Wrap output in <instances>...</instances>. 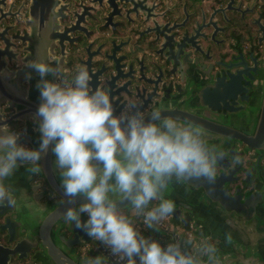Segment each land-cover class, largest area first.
<instances>
[{
	"label": "water",
	"instance_id": "obj_1",
	"mask_svg": "<svg viewBox=\"0 0 264 264\" xmlns=\"http://www.w3.org/2000/svg\"><path fill=\"white\" fill-rule=\"evenodd\" d=\"M222 1L225 0H216V4L222 5ZM231 2L232 0L228 1V8L231 7ZM60 5L59 0H33L30 9L32 19L28 21L32 32L15 37L16 41L27 45L25 51L28 54L24 59L25 66L16 73V98L10 99L8 103V110L14 111V114L8 121H3L0 115V134H3L5 125L14 121L23 126L21 131L24 134L20 138L23 143L31 144L33 149L40 146L41 134L38 128L41 118L36 114L41 103L37 87L41 77L36 70L28 66L29 61L39 59L54 67L58 65L62 69L63 77L66 71H70L67 77L69 80L79 67H85L91 76V88L103 89L108 93L116 115L125 111L129 100H134L146 116L154 108H159L165 117H174L182 123L191 122L202 127L210 146L215 145L210 137L220 139L223 146H215L224 156L217 163L214 184L203 178L188 179L184 183L193 192L207 198L216 207L219 206L230 220L240 218L247 210L253 215L258 214L264 205V194L259 184L264 181V175L257 177L259 182L256 184H247L252 172L256 170L260 173L263 169L261 161L264 158V91L257 128L251 136L197 114L204 110L225 115L246 110L244 104L250 103V89L253 88V81L258 75L257 63L253 68L245 66L243 70L234 72L235 67H240V64L236 63L240 58L228 65L221 64L222 70L218 72H215L213 66L206 65V56H209L210 52L205 53L202 43L208 41L206 30L209 29L213 30V41L216 35V23L213 21L220 10H214L209 18L206 12L201 15L185 13V18L180 20L173 19L170 10L159 12L160 8L148 0H79V6L72 14L73 22L66 32L60 33L59 18L65 9ZM13 8L14 6H10V11L5 12L4 0H0V22L16 18V14L10 16ZM88 19L93 25L99 26L98 33L104 36L100 41L90 39L86 26ZM69 33L85 36L87 34V42H82L83 47L79 52L85 57L79 60L76 67H71L65 62V43L74 45L68 36ZM134 37L136 41L132 40ZM58 48L60 53L57 52ZM51 58L54 60L51 61ZM2 67L4 62L0 59V70ZM44 78L58 82L57 78L50 74ZM174 80H180L183 85L178 86L180 92L175 100L187 97L191 112L179 107L161 108L164 104L163 96L166 95L163 93L170 91ZM3 93L0 83V106L7 103V100L2 99ZM231 141L246 144V150L240 153L237 152V146H227ZM51 148L49 145L47 153L42 154L39 161L42 169L40 174L23 172L24 167L27 169L25 165L4 181L14 203L6 201L0 204V221L3 222L0 231L8 238V246L0 244V264H10L14 259L17 264H83L85 261L81 256L84 253L80 254L78 249H86L94 242L86 232L63 218L70 205L65 203L60 187L61 177L55 167L56 157ZM251 150L260 156H251L248 153ZM236 156L241 158V163H234ZM18 170H21V173ZM241 175L248 178L240 190ZM37 176L45 181L46 192L36 194L39 189L32 186V183ZM14 177L19 185L24 183L29 194L24 197L27 200L25 204L35 210L29 213L26 220L21 217L19 203H24V198H21L23 195L20 194L19 185L17 187L12 184ZM235 190L238 192L234 194ZM46 196L47 201L42 203ZM82 202L83 199H78L77 206ZM175 204L171 215L176 230L165 231L160 241L164 246L177 241L183 245L186 238L181 236L180 228L189 226L184 221L194 220L190 215L191 209L179 202ZM117 207L125 211L131 205L126 199H117ZM182 217L185 220H182ZM82 219L86 220L87 217L82 216ZM196 228H200L199 223L195 225ZM197 236V242L185 246L184 251L195 252L200 264H264V261L258 258L240 256V247L236 244H231L229 249H226L221 242L215 240L213 243L218 248L217 261H210L208 257L200 256L197 248L199 242L208 240L204 228L198 230ZM104 254L109 257L111 264H118L117 258L113 257L108 249H105Z\"/></svg>",
	"mask_w": 264,
	"mask_h": 264
},
{
	"label": "clouds",
	"instance_id": "obj_2",
	"mask_svg": "<svg viewBox=\"0 0 264 264\" xmlns=\"http://www.w3.org/2000/svg\"><path fill=\"white\" fill-rule=\"evenodd\" d=\"M28 66L41 77L36 114L41 118V142L31 149L18 143L19 134L2 130L0 204L14 203L4 181L21 163L31 174H40L39 161L51 145L65 203L70 205L64 220L100 242L118 264H200L195 252L184 251L192 244L191 234L183 245L177 241L164 246L142 235L132 217H143L144 225L153 230L169 217L176 206L164 193L173 178H203L214 184L224 153L207 143L202 127L165 117L159 108L146 116L134 100L116 115L108 93L91 88L85 67L69 80L58 65L34 59ZM49 74L59 82L45 79ZM241 162L239 156L234 158V163ZM113 197L128 200L131 214L121 211ZM78 199L84 202L77 206ZM153 201L157 203L149 207ZM226 239L232 242L230 233ZM197 248L200 256L217 261L218 248L210 240L199 242ZM86 264H105V258L88 257Z\"/></svg>",
	"mask_w": 264,
	"mask_h": 264
},
{
	"label": "flooded vegetation",
	"instance_id": "obj_3",
	"mask_svg": "<svg viewBox=\"0 0 264 264\" xmlns=\"http://www.w3.org/2000/svg\"><path fill=\"white\" fill-rule=\"evenodd\" d=\"M61 2L60 6H63L62 17L59 18V23L61 26L60 33L66 32L70 24L73 22V12H75L79 6V0H59ZM154 3L160 8L159 12L162 11H171V17L173 19L183 20L185 13L192 15L196 13L201 15L206 12L208 18L213 13L214 10H220L214 18L215 32L216 35L211 41V36L213 30H206V36H208V41H203L204 51L210 52L209 56H206V65L208 67H214L215 72L222 70L221 64H231L234 63L236 58H240L237 64H240V67L237 66L233 69L234 72L238 70H243L245 66L253 68L255 63L258 67V75H256V80L253 81V88L250 89L252 96L250 98L249 104H244L246 110H242L234 114H224V113H215L208 110L199 111L197 114L219 124L226 125L228 127L240 130V132L247 134L249 136L253 135L258 124L261 107H262V96L264 91V0H232L231 7L228 8V1H222V5L216 4V0H148ZM6 5V11L9 12L10 6H14L11 14H16V18L2 20L0 22V59L4 62V67L1 68L0 83L2 84L4 93L2 94V99L7 100V105L0 106V115L3 121H8L9 118L14 114V111L8 110V103L10 99L16 98L17 86L15 83L16 73L25 66L24 59L27 56L28 52L25 51L27 45H24L21 41H16V36H23L26 34H31L32 28L28 26V21L32 19L30 15V9L33 3V0H4ZM58 7L57 11L59 10ZM195 14V15H196ZM88 28V34L90 39L96 40L104 36L99 35V26L93 25L89 19L86 24ZM69 38L72 39L74 45L65 43V53H66V63L71 67H76L79 60H83L85 57L81 52L83 47L82 42L86 43V36L80 33H69ZM133 41L137 39L132 38ZM80 41V42H79ZM57 52L60 53V48L57 49ZM60 57V54L58 55ZM211 57V60H209ZM54 59L51 58V61ZM6 62V63H5ZM65 77L67 78L70 74V71L65 72ZM12 74L10 77L9 75ZM59 82V81H58ZM14 84V85H13ZM170 87V91L164 92L166 94L163 96L164 104L161 105V108L173 109L179 107L186 111H192L190 108V101H187V97H182L179 100H175L179 96L180 89L178 86H183L180 83V80H174ZM25 87L28 89V85L25 84ZM23 128L22 125L14 121H10L5 125V129L11 131L13 134H19L18 143L33 149L31 144H25L20 139L23 136L21 131ZM211 140H214V144L217 146H223L220 144L221 140L218 138L210 137ZM227 146H237V152H244L247 146L242 142L238 143L236 141H231ZM251 156L259 157L255 151L248 152ZM263 169L260 173L256 170L250 174V180H248L247 185H254L259 180H256L258 176L264 175V158L261 161ZM25 164L21 163L20 167H24ZM21 173V170H18ZM27 169L24 167L23 172H26ZM28 178V176H27ZM240 190L244 187V183L247 180L246 175H241ZM12 184L18 183L15 181V177ZM11 180V181H12ZM20 183L19 190L21 191V198L26 197L28 190ZM261 192L264 194V181L259 183ZM32 186L37 187L36 194L46 192L47 188L45 181L42 179L34 178ZM25 188V190H24ZM182 188V192L179 190ZM179 192H176V190ZM238 191H234V194ZM44 194V193H43ZM166 199L172 200L174 203H182L184 207L191 209L190 215L194 219L193 222H187L189 226H181L180 231L182 237L186 238L188 234H191L193 237V242H197L198 230L204 228L207 239L210 242L219 241L224 248L229 249L231 244H236L240 247V256L244 257H254L259 260L264 261V205L258 212L254 214L247 210L244 215L236 220H230L227 218V214L223 213L219 206L216 207L215 204L211 203L207 198H203L201 195L193 192L184 182H177L175 178L170 181L167 190L164 193ZM47 196L41 201L45 203L47 201ZM118 199V198H114ZM24 203L20 202L19 209L21 217L26 220L29 218V213L34 212L32 208L25 204L27 202L26 198L23 199ZM156 201H153L149 207L156 204ZM176 205V204H175ZM180 208V207H179ZM126 214H131V207L123 211ZM133 223L137 230L145 236V229L147 228L143 223V217H132ZM182 220H185L182 217ZM3 222L0 221V226ZM199 223L200 228L195 229V225ZM183 228V229H182ZM156 229L159 230L157 234L149 236V238L155 239L158 242L165 235V231H175V221L172 215L162 220L157 226ZM202 233V231H200ZM204 233V232H203ZM231 234L232 242H227V235ZM148 237V236H145ZM203 241V240H202ZM7 235L3 234L0 231V244L8 246ZM104 246L96 240L92 244L85 248L78 249L82 255V259L85 261L83 264H86V259L88 257L103 256L105 258V264H111L109 257L105 256ZM10 264H17L16 260H12Z\"/></svg>",
	"mask_w": 264,
	"mask_h": 264
},
{
	"label": "trees",
	"instance_id": "obj_4",
	"mask_svg": "<svg viewBox=\"0 0 264 264\" xmlns=\"http://www.w3.org/2000/svg\"><path fill=\"white\" fill-rule=\"evenodd\" d=\"M159 232V230L155 229H148L146 228L145 231L143 232V234L145 233V236H152L153 234H157Z\"/></svg>",
	"mask_w": 264,
	"mask_h": 264
},
{
	"label": "crops",
	"instance_id": "obj_5",
	"mask_svg": "<svg viewBox=\"0 0 264 264\" xmlns=\"http://www.w3.org/2000/svg\"><path fill=\"white\" fill-rule=\"evenodd\" d=\"M179 190L182 192L183 189L182 188H179ZM113 198H117V197H113Z\"/></svg>",
	"mask_w": 264,
	"mask_h": 264
},
{
	"label": "rangeland",
	"instance_id": "obj_6",
	"mask_svg": "<svg viewBox=\"0 0 264 264\" xmlns=\"http://www.w3.org/2000/svg\"><path fill=\"white\" fill-rule=\"evenodd\" d=\"M176 190V189H175ZM176 192H179L178 190H176Z\"/></svg>",
	"mask_w": 264,
	"mask_h": 264
}]
</instances>
